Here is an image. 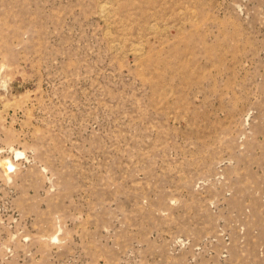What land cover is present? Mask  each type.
I'll return each instance as SVG.
<instances>
[{
  "label": "rangeland",
  "instance_id": "374dc122",
  "mask_svg": "<svg viewBox=\"0 0 264 264\" xmlns=\"http://www.w3.org/2000/svg\"><path fill=\"white\" fill-rule=\"evenodd\" d=\"M0 264H264V0H0Z\"/></svg>",
  "mask_w": 264,
  "mask_h": 264
},
{
  "label": "bare ground",
  "instance_id": "6f19581e",
  "mask_svg": "<svg viewBox=\"0 0 264 264\" xmlns=\"http://www.w3.org/2000/svg\"><path fill=\"white\" fill-rule=\"evenodd\" d=\"M11 165H12V164H11ZM9 167H11V166H9ZM9 167H8V168H9ZM11 168H12V167H11Z\"/></svg>",
  "mask_w": 264,
  "mask_h": 264
}]
</instances>
